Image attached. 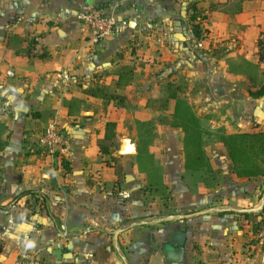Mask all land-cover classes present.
Listing matches in <instances>:
<instances>
[{"label": "crops", "instance_id": "1", "mask_svg": "<svg viewBox=\"0 0 264 264\" xmlns=\"http://www.w3.org/2000/svg\"><path fill=\"white\" fill-rule=\"evenodd\" d=\"M133 1L0 0V264L21 253L46 264H264V177H236L225 152L216 170L202 147L209 167L194 169V213L158 220L140 201L117 197L110 159L123 155L101 147L106 122L116 132L131 108L90 90L121 95L136 108L129 95L135 80L159 64L135 37L145 10ZM231 1L236 10L206 12L203 37L192 43L198 55L215 48L224 65L217 76L194 61V107L220 111L199 124L227 134L264 129V0H215ZM84 6L127 25L93 43L77 19ZM121 66L132 67L133 79L117 88ZM48 121L69 142L45 156L50 168L23 147Z\"/></svg>", "mask_w": 264, "mask_h": 264}, {"label": "rangeland", "instance_id": "2", "mask_svg": "<svg viewBox=\"0 0 264 264\" xmlns=\"http://www.w3.org/2000/svg\"><path fill=\"white\" fill-rule=\"evenodd\" d=\"M133 3L142 4L145 10V18L138 28L140 35L136 32L135 37L141 44L144 42L148 45L145 48L152 54V62L158 61L159 64L135 80L129 95L136 108L133 106L119 116V125L113 140L104 141L101 149L104 153L109 150L117 152L123 138H129L135 146V154L123 155L117 160L109 158L114 162L118 175V180L114 183L118 187L116 192L119 200L129 198L140 201L142 207H147L151 217L158 220L171 215L191 214L194 213V190L190 191L194 189V149L191 148L194 136L188 131L186 143L182 127L180 129L173 126L177 122L173 115V102H170L167 110H160V103L155 100L159 98L160 83H164V79H170L182 88L180 97L188 104L191 112L195 113L198 122L199 118H206L208 115L214 118L212 114L220 113L210 111V114H206L205 110L197 111L194 107V61L198 58L201 62L199 69L217 76L224 70V65L222 67L218 63L219 57L214 60L217 50L214 53L211 51L215 48L210 49L207 54L198 55L195 52L192 46L194 23L201 21L203 16L206 17V12L210 9L230 12L238 6L234 1L228 5H218L215 0H134ZM141 10L142 8L140 12ZM194 15L195 19L191 20ZM160 50L167 55L165 60L159 58L163 54ZM207 59L210 61L208 66L205 63ZM232 67L234 68L233 65ZM232 67L229 66L231 69ZM197 85L206 84L203 81ZM202 88L207 91L205 87ZM218 88L214 84L211 91L217 93ZM140 121L143 123L140 124ZM37 126L36 134H27L24 138V151L34 153L38 159L43 157L40 165L50 168L52 164L45 160L46 154L39 145L45 126ZM57 127L64 130L59 124ZM200 127L203 130L202 135L208 132L205 127ZM221 130L213 128L202 141V147L210 154L208 159H211L216 170L220 165L224 166L222 156L226 152L221 143L224 130ZM190 203L193 204L188 206Z\"/></svg>", "mask_w": 264, "mask_h": 264}, {"label": "trees", "instance_id": "3", "mask_svg": "<svg viewBox=\"0 0 264 264\" xmlns=\"http://www.w3.org/2000/svg\"><path fill=\"white\" fill-rule=\"evenodd\" d=\"M242 1V0H239ZM196 8L194 7V12ZM198 17V15H197ZM207 17L203 16L201 21L197 20L194 23V38L199 40L203 37L202 24ZM195 15L192 16L193 20ZM195 22V20H194ZM117 80L116 87L124 88L130 84L133 79V70L130 66H121L116 72ZM159 98L155 101L160 103V110H167L170 102H173V115L177 122L173 125L183 130L184 140L187 137L188 131H190L194 140L191 141V148L194 149V169H201L209 167V162L206 160L205 153L202 150V133L203 130L199 125L198 118L195 113H192L188 104L181 99L180 93L182 88L174 83L172 80H166L164 83H160L159 86ZM262 92L256 93V96L262 95ZM90 93L93 96L107 98L115 100L118 105L122 107L132 106L126 102V98L115 94L107 93L102 89H91ZM142 124L143 122H139ZM190 128V129H189ZM254 130L252 132H235L225 133L221 135V143L226 149V155L229 160V166L236 177H264V129H261L259 125H253ZM115 136V123L106 122L105 134L103 141H111ZM139 158V154L137 155ZM231 164V165H230ZM264 222V215H263Z\"/></svg>", "mask_w": 264, "mask_h": 264}, {"label": "built area", "instance_id": "4", "mask_svg": "<svg viewBox=\"0 0 264 264\" xmlns=\"http://www.w3.org/2000/svg\"><path fill=\"white\" fill-rule=\"evenodd\" d=\"M79 22L83 23L93 43L122 29L127 25L125 19H119L105 9L84 6L77 14ZM68 138L58 127L55 121H50L44 127L39 145L48 156L57 151L63 152L68 146ZM12 264H46L35 253H21Z\"/></svg>", "mask_w": 264, "mask_h": 264}, {"label": "water", "instance_id": "5", "mask_svg": "<svg viewBox=\"0 0 264 264\" xmlns=\"http://www.w3.org/2000/svg\"><path fill=\"white\" fill-rule=\"evenodd\" d=\"M128 142H129V146H133V152H128V151H125V152H123V149H124V144H128ZM132 151V150H131ZM118 153L120 154V155H130V154H135L136 153V149H135V146H134V144L130 141V139L129 138H123V139H121V144H120V146H119V149H118ZM59 254H60V252L59 251H57L56 252V255L59 257Z\"/></svg>", "mask_w": 264, "mask_h": 264}, {"label": "bare ground", "instance_id": "6", "mask_svg": "<svg viewBox=\"0 0 264 264\" xmlns=\"http://www.w3.org/2000/svg\"><path fill=\"white\" fill-rule=\"evenodd\" d=\"M125 151L133 152V148L131 146H129V144L126 143L124 146L123 152H125Z\"/></svg>", "mask_w": 264, "mask_h": 264}]
</instances>
